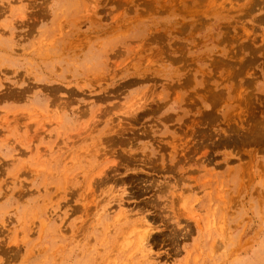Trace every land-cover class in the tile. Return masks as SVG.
Instances as JSON below:
<instances>
[{"label":"rangeland","instance_id":"rangeland-1","mask_svg":"<svg viewBox=\"0 0 264 264\" xmlns=\"http://www.w3.org/2000/svg\"><path fill=\"white\" fill-rule=\"evenodd\" d=\"M0 249L264 264V0H0Z\"/></svg>","mask_w":264,"mask_h":264},{"label":"bare ground","instance_id":"bare-ground-1","mask_svg":"<svg viewBox=\"0 0 264 264\" xmlns=\"http://www.w3.org/2000/svg\"><path fill=\"white\" fill-rule=\"evenodd\" d=\"M27 83H28V82H27ZM9 92H10V91H9ZM17 94H18V93H17ZM26 168H27V167H26ZM24 169H25V168H24ZM36 172H37V171H36ZM118 219H119V218H118ZM115 221H116V220H115ZM144 228H145V227H144ZM142 229H143V228H142ZM148 229H149V228L146 227V229L144 230V234L142 233V234H143V235L141 234L142 236L139 235L140 237H139V239H138L140 243L145 242V240H146V243H144L145 245H147V238H146V237H147L148 234H149V233H148V231H149ZM1 235H2V234H1ZM137 238H138V237H137ZM124 240H125V238H124ZM14 241H15V240H14ZM125 242H126V241H125ZM140 243L138 244V246L140 245V247H142L141 245H144V244H140ZM16 244H17V243H16V241H15V245H16ZM145 245H144V246H145ZM147 246H148V245H147ZM145 247H146V246H145ZM2 248H4V247H2ZM12 248H13V247H12ZM142 248H143V247H142ZM0 250H1V249H0ZM140 250H141V249H140ZM2 251H3V250H2ZM148 251H149V249H148ZM150 251H151V249H150ZM112 260L114 261V258H113ZM11 262H12V261H11Z\"/></svg>","mask_w":264,"mask_h":264}]
</instances>
